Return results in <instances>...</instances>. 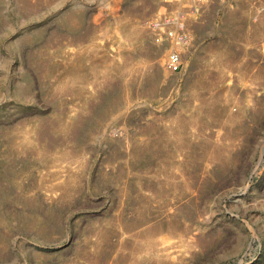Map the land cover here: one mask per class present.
Masks as SVG:
<instances>
[{
	"label": "rangeland",
	"instance_id": "rangeland-1",
	"mask_svg": "<svg viewBox=\"0 0 264 264\" xmlns=\"http://www.w3.org/2000/svg\"><path fill=\"white\" fill-rule=\"evenodd\" d=\"M193 1L0 0V264H264V0Z\"/></svg>",
	"mask_w": 264,
	"mask_h": 264
},
{
	"label": "built area",
	"instance_id": "built-area-1",
	"mask_svg": "<svg viewBox=\"0 0 264 264\" xmlns=\"http://www.w3.org/2000/svg\"><path fill=\"white\" fill-rule=\"evenodd\" d=\"M214 0H194L193 8L207 5ZM225 1V0H221ZM174 19L167 16H157L147 22V26L151 31L154 40L161 42L169 41L172 45L185 44L189 41L187 32L179 25L177 28L172 27ZM182 61L179 52L172 49L166 57L165 66L171 72H178L181 69Z\"/></svg>",
	"mask_w": 264,
	"mask_h": 264
}]
</instances>
